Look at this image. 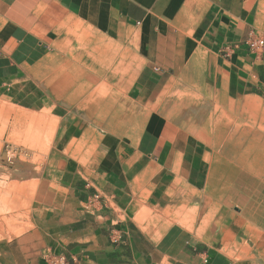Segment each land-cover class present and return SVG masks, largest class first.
<instances>
[{"label": "crops", "instance_id": "0c3cea01", "mask_svg": "<svg viewBox=\"0 0 264 264\" xmlns=\"http://www.w3.org/2000/svg\"><path fill=\"white\" fill-rule=\"evenodd\" d=\"M72 22L101 34L88 36L81 69L51 94L59 103L32 104L57 116L41 163L56 172L32 201L22 185L13 204L0 191V264H44L45 251L71 264H223L222 237L198 239L211 234L168 225V213L181 193L216 191L236 169L229 161L249 131L234 124L264 106V46L248 48L264 42V0H0V96L46 65ZM104 40L134 53L114 54ZM98 83L111 91L99 103ZM91 133L87 165L59 169L61 148L73 162ZM65 139H76L70 150ZM64 175L75 177L65 194Z\"/></svg>", "mask_w": 264, "mask_h": 264}, {"label": "rangeland", "instance_id": "374dc122", "mask_svg": "<svg viewBox=\"0 0 264 264\" xmlns=\"http://www.w3.org/2000/svg\"><path fill=\"white\" fill-rule=\"evenodd\" d=\"M94 30L101 34L97 28ZM94 30L82 25L81 22H72L68 27L63 28L61 35L63 41L53 49L54 55L46 65L38 68L35 74L28 76L27 80L14 90L0 96V191L8 189L11 204L16 188L21 185L28 195V201L30 198L31 201L33 200L37 186L39 189L48 185L42 179L46 173L41 163L47 153L53 150L57 116H54L49 108L42 105L35 107L32 104L46 103L49 107H54L59 103L51 94H58L57 92L60 91L58 87L66 77L70 76V73H73L75 70L73 67H78L75 71L81 69L89 46L88 36L96 34ZM133 44L130 43V47L137 46V42ZM104 45L114 54H122L124 51L134 53L133 50L126 48H115L113 51L105 40ZM130 58L126 59L127 66L122 70L121 77L114 82H122L121 78L125 76ZM94 89H99V97L96 99L98 103L101 102L98 99L106 98L105 96L111 92L99 86V83ZM103 92L104 95L101 97ZM114 93L122 94L121 91ZM38 123L41 124L40 129L36 127ZM234 126H238L240 131L246 129L249 131L248 138L238 140L237 153L229 161L236 169L232 172H223L224 185L216 191L209 188L202 194L181 193L175 200L173 213H168L170 219L167 224L190 229L200 227L201 231L211 234H198L196 235L198 239L209 236L218 240L222 237L223 242L218 244L216 254L221 256L223 264H232V262L264 264V106H255L254 120L249 122L245 120ZM106 127L107 125L103 129L95 128V130L102 135L101 130L107 129ZM33 133H38L37 139L40 140L34 141ZM70 141L65 139L62 147L70 150L76 139ZM77 142L76 157L73 162L61 148L62 153L58 157L65 163L63 167H58L59 169L74 166L81 160L83 167L87 165L88 155L92 154L90 149L95 145L92 133L89 138H80ZM80 152H85V155H80ZM53 159L54 156L48 163ZM55 172L46 176L54 177ZM233 176H238V179H234ZM63 177L61 184H64L62 190L65 194L70 189L65 185L75 177L66 175ZM25 178H30L31 181L27 182ZM232 178L237 182L233 187ZM28 191L31 192V197ZM205 199H211L212 202H206ZM27 202L22 206L14 204V207L23 208ZM33 206L38 208L39 203H34ZM235 231L239 232L238 236L231 234L236 233ZM233 238L238 239V245L232 240ZM234 248H237V251Z\"/></svg>", "mask_w": 264, "mask_h": 264}, {"label": "built area", "instance_id": "2783aa9c", "mask_svg": "<svg viewBox=\"0 0 264 264\" xmlns=\"http://www.w3.org/2000/svg\"><path fill=\"white\" fill-rule=\"evenodd\" d=\"M264 42L263 40H250L248 42V48L251 51H257L261 48H263ZM97 196H95V199ZM43 261L44 264H71L72 261L70 258H68L65 254L62 253H53L51 251H45L43 253Z\"/></svg>", "mask_w": 264, "mask_h": 264}, {"label": "bare ground", "instance_id": "6f19581e", "mask_svg": "<svg viewBox=\"0 0 264 264\" xmlns=\"http://www.w3.org/2000/svg\"><path fill=\"white\" fill-rule=\"evenodd\" d=\"M90 95H91V94H90ZM29 118H30V117H29ZM31 118H32V117H31ZM21 123H22V122H21ZM39 126H41V124L38 123V126H36V127H37L38 129H40ZM35 132H36V131H35ZM38 135H39L38 133H36V134L33 133V134H32V136H33L32 138H33L34 141H36ZM43 135H44V134H43ZM10 136H11V135H10ZM38 140H40V139L38 138L37 141H38ZM15 141H16V140H15ZM67 145H68V144H67Z\"/></svg>", "mask_w": 264, "mask_h": 264}]
</instances>
